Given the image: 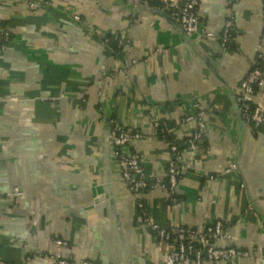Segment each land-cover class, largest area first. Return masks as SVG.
Masks as SVG:
<instances>
[{
    "label": "crops",
    "instance_id": "0c3cea01",
    "mask_svg": "<svg viewBox=\"0 0 264 264\" xmlns=\"http://www.w3.org/2000/svg\"><path fill=\"white\" fill-rule=\"evenodd\" d=\"M38 1L33 10L0 0V36L3 24L12 36L0 49V197L16 186L25 192L17 206L0 205V264H56L57 252L73 264H163L166 246L110 161L108 134L112 120L141 133L130 149L166 180L171 140L183 148L196 125L184 122L194 100L208 132L197 149L183 148L177 201L163 188L142 197L156 222L203 230L221 221L231 244L249 252L202 264H264V133L247 126L241 134L233 99L264 44V0H199L204 31L215 36L191 40L156 6ZM229 12L227 49L219 35ZM120 35L131 45L118 53L101 39ZM254 103L264 107V90ZM153 120L171 124L170 139ZM108 189L112 203L97 201Z\"/></svg>",
    "mask_w": 264,
    "mask_h": 264
},
{
    "label": "built area",
    "instance_id": "2783aa9c",
    "mask_svg": "<svg viewBox=\"0 0 264 264\" xmlns=\"http://www.w3.org/2000/svg\"><path fill=\"white\" fill-rule=\"evenodd\" d=\"M29 7L37 10L42 7L38 0H26ZM126 3L133 7L150 6L154 1L162 4V9L166 10L174 17L183 30L188 35L200 33L206 37H213L215 33L211 31L205 32L201 29V18L198 12L199 0H125ZM238 1V0H231ZM263 30H264V11ZM75 20L80 22L82 19L76 15ZM233 14L228 13L225 25L219 39L223 47H227V43L232 34L234 22ZM4 38L6 41L10 38L8 29H2L0 41ZM104 43H108L111 39L109 36H101ZM119 47L129 48L130 40L120 35L118 40ZM7 46L6 43H0V49L3 50ZM257 58L250 72L240 81L235 90V97L239 105V110L245 124L251 129L259 130L264 133V107L254 103V97L259 91L264 90V44L256 49ZM260 65V66H259ZM262 65V66H261ZM206 111L200 105L199 101H193V111L189 113L185 119V123L192 121L196 125L183 148L195 150L204 144L207 137V124L205 121ZM155 133L163 139H170L173 127L168 121L153 120ZM110 136L113 143V159L121 171L122 177L129 189L135 196L138 213L142 217L145 225L151 230L161 249L164 250L163 264H182L195 263L202 264L204 261L212 263H221L229 261L235 257H247L249 252L237 248L231 244L232 234L228 225L221 221H217L201 230L197 227L186 226L181 224L162 225L154 220L151 216L147 203L142 194L154 189H166L170 200L177 201V192L180 187L182 177L181 156L183 148L175 140H171L170 159L168 163V177L163 180L159 177L150 175L145 167L143 157L132 151L131 146L142 138V134L137 131L128 130L121 122L112 120L110 127ZM235 165L233 168L235 169ZM215 178L213 175L210 179ZM25 197V192L20 187H14L0 197V205L10 203L17 206ZM221 241H226V246L220 245ZM194 242H198L200 247H194ZM59 246H66L67 241L56 239ZM56 264H73L71 260L65 258L61 252L54 254ZM76 264H94L91 260L84 259ZM156 264V263H152Z\"/></svg>",
    "mask_w": 264,
    "mask_h": 264
},
{
    "label": "water",
    "instance_id": "95a60500",
    "mask_svg": "<svg viewBox=\"0 0 264 264\" xmlns=\"http://www.w3.org/2000/svg\"><path fill=\"white\" fill-rule=\"evenodd\" d=\"M133 7V6H132ZM134 8H139V9H142V8H149L148 6H142V7H134ZM154 10H156L159 14L165 16L168 20H170L172 23L176 24L179 29L182 31L183 35H184V39L185 40H191V39H194L196 38L197 36L200 35V33H196L194 35H188L184 30H183V27L180 25V23L174 18L172 17L166 10H162V9H157V8H153ZM203 28V24H201V29ZM204 29V28H203ZM212 67V66H211ZM233 99H234V102H235V106H236V109H237V114H238V117L240 119V123H241V128H240V131H241V134L245 132V129L247 128V125L245 124V122L243 121L242 119V116H241V112L239 110V105L237 103V100H236V97H235V93L233 95ZM108 138L111 142V145L113 146V143H112V138L110 136V129H109V134H108ZM109 159L110 161L117 165V162L113 159V155L109 154ZM118 166V165H117ZM103 200H109L111 201L112 203V200H114V193L112 192L111 189H108V191H106L103 195H101L97 201H103Z\"/></svg>",
    "mask_w": 264,
    "mask_h": 264
},
{
    "label": "trees",
    "instance_id": "16d2710c",
    "mask_svg": "<svg viewBox=\"0 0 264 264\" xmlns=\"http://www.w3.org/2000/svg\"><path fill=\"white\" fill-rule=\"evenodd\" d=\"M150 6H156V7H158V8H163L162 7V4L160 3V2H158V1H154ZM6 25V24H5ZM4 24L2 25L3 26V29L4 28H6V26H5ZM232 35H233V33L231 34V36H230V38H229V41H228V43H227V49H230L231 47H230V45H231V40H232ZM11 33H10V38L6 41L4 38H2V40L0 41V43H8L9 42V40L11 39ZM118 40H119V36L118 37H116L115 39H110V41L108 42V43H105L106 44V46H109L111 49H113L114 50V52H119V51H121V47H119V45H118ZM255 66H257V65H254V67ZM260 66V65H259ZM262 66V65H261ZM253 131L256 133V132H259V130H255V129H253ZM177 144H179L178 142H177ZM180 145V144H179ZM203 145V144H202ZM182 148V147H181ZM194 244V247H196V248H199L200 247V245H199V243L198 242H194L193 243ZM167 248V247H166Z\"/></svg>",
    "mask_w": 264,
    "mask_h": 264
}]
</instances>
